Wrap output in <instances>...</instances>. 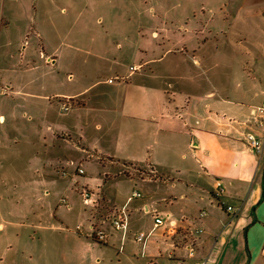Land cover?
Here are the masks:
<instances>
[{
	"label": "crops",
	"instance_id": "crops-1",
	"mask_svg": "<svg viewBox=\"0 0 264 264\" xmlns=\"http://www.w3.org/2000/svg\"><path fill=\"white\" fill-rule=\"evenodd\" d=\"M34 1L29 0L31 7L25 9L30 16L25 17L27 22L16 43L19 56L7 51L12 68L6 77L0 73V83L8 85V94L0 95V191L6 184H13L24 192L20 193L22 198L31 202V192L41 180V170H51V165L41 166V162H46L54 150L62 154L63 148L72 146L88 158L95 156L102 165H107L104 159L113 165L114 157H124L116 162L146 171L143 177L132 172L124 175L156 186V192L148 190L141 196L144 210L152 213V222L144 233L151 231L154 215L177 223L174 233L168 232L167 225L157 227L144 249L134 238L143 231L137 232L129 222L125 235L105 223L102 228L107 240H94L87 229L89 221H93L91 210L85 209L78 199V188L74 191L75 204L67 205L65 214L69 219V214L75 218V226L83 225V232L76 233L72 226L54 225V221L50 225H43L40 220L33 224L38 229L60 231L57 241L62 240V250L58 264H92L95 256L92 252L87 256L85 251L86 248L95 251L94 241L113 246L116 264H264V149L261 154L252 150L246 137L249 133L264 135V120L262 126L255 125L251 113L264 96L255 83L261 77V66L257 63L246 67L239 63L236 69L230 61L213 66L211 57L205 54L210 41L202 39L191 43L201 53L190 56L192 67L183 57L170 60L167 65L155 67L161 71L160 80L152 77L157 71L141 70L146 65L164 62V56L140 58L137 64H132L139 70L131 71L129 67L125 73L96 80L86 88H70L72 74L64 76L59 67L63 63L62 56L57 55V46L62 42L52 39L53 36H42L39 27L31 25ZM35 15L38 18L40 13L36 11ZM2 21L0 29H6L9 23ZM30 27L35 30V41L33 48L27 49L21 40L33 32ZM85 43L97 45L99 37L86 39ZM218 44L230 45L221 40ZM48 49L50 52L43 55L42 50ZM152 66L149 67L153 70ZM232 78L236 79L235 85ZM100 84L108 87L92 97V104L99 107L95 112L106 128L102 136L95 137L101 140H94L86 137V132L83 135L87 129L83 124L95 123V129L99 130L101 123L95 113L86 116L80 113V108L87 104L83 95ZM170 88L186 100L174 106L175 114L170 108L173 106L166 102L165 94ZM149 90L152 91L148 94ZM110 91L117 92V97L109 96ZM155 94L159 99L156 102L152 101ZM67 102L78 108L64 116L58 111L69 110ZM81 126L85 129H80ZM78 127L80 133L76 132ZM105 143L113 149L112 156L90 151V147H95L104 152L103 149H108L103 148ZM135 162L138 163L134 165ZM140 162L147 168H141ZM128 167L120 172L128 171ZM218 182L222 194L217 190ZM91 188L99 193L101 201L105 197L104 205H112L104 192ZM227 206L232 210L228 211ZM200 212H204L201 217ZM0 216L4 217L2 212ZM4 223L17 224L14 219ZM3 228L0 224V229Z\"/></svg>",
	"mask_w": 264,
	"mask_h": 264
},
{
	"label": "rangeland",
	"instance_id": "rangeland-1",
	"mask_svg": "<svg viewBox=\"0 0 264 264\" xmlns=\"http://www.w3.org/2000/svg\"><path fill=\"white\" fill-rule=\"evenodd\" d=\"M0 6V20L9 23L6 29H0L2 55L0 73H5L6 77V73L12 68V60L7 58V51H12L10 53H14L15 57L19 56L15 51L16 43L18 38L21 39L22 27L27 22L25 17L30 16L25 13V9H29L31 5L29 0H0ZM32 7L35 9L31 11L33 14L31 25L34 28L37 25L42 36H53L52 39L62 42L59 46L56 44L57 55L62 56L63 63L59 67L64 76L72 74L73 78L69 79H72L68 86L70 88L74 86L86 88L96 80H105L109 76L125 73L130 66H135L132 64H137L140 58L164 56V62L146 65L141 70L147 73L157 71L152 77L160 80L161 71L156 70V66L167 65L170 60L179 57L185 58L191 65L190 56L201 55L191 43H199L206 39L210 41V46L205 54L211 57L213 66L219 62L225 64L230 61L232 68L237 69L239 63L246 64V67L258 63L261 66L259 74L261 77L255 80L256 89L261 93L264 91V0H35ZM36 11L40 13L38 18L35 15ZM33 27H30L31 32L34 30ZM34 31L21 40L22 46L25 45L27 49L33 48ZM97 37L99 44L85 43L86 39L96 40ZM218 40L228 41L230 45L220 46ZM116 44L122 46L119 48ZM47 52L50 50H42L43 55ZM151 65L154 67L153 70L149 67ZM184 67L188 69L186 65ZM231 80L235 85L236 79ZM173 82L176 83V80ZM0 86L8 85L1 82ZM105 87L108 86L100 84L84 94L83 99L87 104L80 108V113L86 116L95 113L99 123L102 117L95 112L99 107L92 104L94 103L92 97L103 93L102 89ZM151 91L149 90L148 94ZM108 95L115 98L117 92L113 94L110 91ZM165 96L167 105L173 106L170 107L174 111L173 114L177 111L174 106L186 101L173 88H170ZM157 100L159 99L155 94L152 101ZM147 102H150L149 98ZM66 104L69 110L58 111L64 116L78 108L75 104L68 102ZM83 125H87L83 135L86 132V137L90 139L102 136L106 128L104 123H101L99 130L95 129V123ZM80 129L85 127L81 126ZM80 129L76 128V132L80 133ZM96 139L100 138L94 140ZM104 145L106 146L103 148H108L106 143ZM103 150L105 151L90 147L93 153L112 156L113 149ZM114 158L113 165H109L108 159H104L107 165H102L95 156L88 158L85 153L74 150L72 146L63 148L62 154L60 150H54L46 162H41V166L44 163L47 166L51 165V170H41V180L38 181L34 192H31L33 193L31 202L22 198L20 193L24 192L19 187L6 184L5 189L0 191L2 194L0 212L4 215L0 216V224L4 226L3 230L0 229V264H58L62 250V240L57 241L60 231L55 228L38 229L33 224L40 220L41 224L50 225L54 221V225L72 226L73 229L76 220L71 214L70 219L66 216L67 207L61 205L60 201L66 198L68 205H74L76 195L74 191L83 186H91L104 192L112 204L104 205L103 197L96 208H88L93 219L91 222L96 221L100 224L102 218L109 215L114 208H121L125 204L129 211V225L136 227L137 232H147L152 222V213L144 210L141 197L131 201L128 199L132 192H139L141 196L146 195L148 190L156 192V186L149 181H141L136 176L125 177L124 175L130 174L129 172L143 177L146 171L128 167L130 165L124 162H121L122 164L116 162L124 157ZM68 161H74V164L69 165ZM125 166L129 170L120 172ZM144 166L147 168L142 162L140 167ZM77 167L82 168L84 173L76 174ZM5 169L7 170L8 166ZM64 170L67 172L66 176L61 174ZM78 199L80 200L79 196ZM34 211L36 215L33 214ZM11 218L17 224L5 225V220H12ZM82 222L86 224V221ZM93 243L95 251L88 248L85 251L87 256L89 252L95 256V262L92 264H116V251L111 244L97 241Z\"/></svg>",
	"mask_w": 264,
	"mask_h": 264
},
{
	"label": "built area",
	"instance_id": "built-area-1",
	"mask_svg": "<svg viewBox=\"0 0 264 264\" xmlns=\"http://www.w3.org/2000/svg\"><path fill=\"white\" fill-rule=\"evenodd\" d=\"M137 67L135 66H130V70L134 71L136 70ZM8 94V90L6 87L0 86V95H6ZM62 109L66 110L67 106H62ZM251 113L253 115V120H254V124L258 125V126H262L263 120H264V96L261 100V102L254 106L251 109ZM247 143L249 145V147L252 150H255L258 153H262L263 149H264V135L261 137H257L252 133L247 134ZM69 165H73L74 161H68ZM76 174L80 175L84 173V170L80 167H77L76 169ZM63 176L67 175V172L64 170L61 173ZM217 190L220 194L223 193V188L221 187L220 183H217ZM79 196H80V200L81 203L85 206V207H90V208H96L99 203H100V195L99 193L94 190L93 188L89 187V186H83L81 188H79ZM141 197V193L139 192H132V194L129 197V201L134 199V198H138ZM61 205H68V201L66 198H62L60 201ZM227 210L230 211L232 210L231 206H227ZM200 217L204 215V212H200ZM168 217V215H167ZM128 218H129V214H128V209L127 206L124 205L121 208H114V210L107 215L105 218H102V220L99 222L100 224H98L96 221L95 222H89L87 229L88 231L91 233V237L94 240L100 241V242H105L107 240V233L105 231V229L102 228V226L105 223H108L109 226L114 229L117 232H120L122 235H125L129 229L128 226ZM163 225H167V230L169 233H174L176 230V226L177 223L175 221H172L171 219H165L161 216L158 215H154L153 216V227L151 229V231H149L148 233H144V232H139L135 234V241L141 245L142 249H144L147 240L149 239L152 231H154L157 227L163 226ZM76 233H81L84 231V227L81 224H77L74 229H73ZM190 250V255H192V249ZM262 253L264 254V246L262 248Z\"/></svg>",
	"mask_w": 264,
	"mask_h": 264
}]
</instances>
